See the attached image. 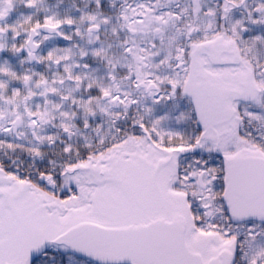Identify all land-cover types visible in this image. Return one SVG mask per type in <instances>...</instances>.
I'll list each match as a JSON object with an SVG mask.
<instances>
[{
  "label": "snow or ice",
  "instance_id": "obj_1",
  "mask_svg": "<svg viewBox=\"0 0 264 264\" xmlns=\"http://www.w3.org/2000/svg\"><path fill=\"white\" fill-rule=\"evenodd\" d=\"M0 264H264V0H0Z\"/></svg>",
  "mask_w": 264,
  "mask_h": 264
}]
</instances>
